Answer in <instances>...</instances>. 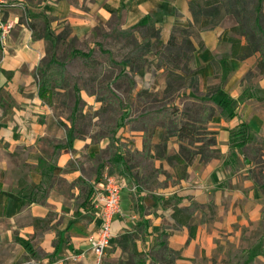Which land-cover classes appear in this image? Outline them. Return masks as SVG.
Here are the masks:
<instances>
[{
  "label": "crops",
  "instance_id": "1",
  "mask_svg": "<svg viewBox=\"0 0 264 264\" xmlns=\"http://www.w3.org/2000/svg\"><path fill=\"white\" fill-rule=\"evenodd\" d=\"M2 1L19 25L7 40L0 39V264H94L90 236L102 221L93 192L110 167L130 186L112 222L105 264H163L162 242L179 254L173 264H237L240 257L241 264H264V191L246 148L233 144L242 123L251 127L252 140L264 144V75L257 67L260 53L232 56L237 18L224 9L214 13L216 0ZM192 2L202 8L211 3L198 25ZM46 15L69 24L80 37L114 18L124 29L149 18L165 41L175 26L196 25L200 94L220 83L223 92L216 98L228 96L234 111L228 116L217 110L209 119L218 156L203 162L198 154L187 166L171 162L169 156L187 142L171 136L157 147L166 131L160 125L148 153L145 129L128 124L113 147L110 138L68 137L39 95L37 76L48 41L31 22ZM251 70L256 75L247 78Z\"/></svg>",
  "mask_w": 264,
  "mask_h": 264
},
{
  "label": "trees",
  "instance_id": "2",
  "mask_svg": "<svg viewBox=\"0 0 264 264\" xmlns=\"http://www.w3.org/2000/svg\"><path fill=\"white\" fill-rule=\"evenodd\" d=\"M209 4L211 3L207 2L206 7L202 8L194 2L191 3L197 25L200 23V16L209 11L207 8ZM212 5L214 13H220L221 9H224L226 13L234 15L238 20V25L232 31L240 37H230L233 58L245 59L254 53H260L261 57L257 67L259 73L264 75V0H216L212 2ZM195 26L194 24L190 28L175 26L172 29V35L165 41L156 23L145 18L133 28L132 36L136 37V46L132 56L123 58L121 61L111 59V62L120 68L118 79L127 78L133 88L137 85L135 76L137 74L146 75L151 65L156 63V71L160 69L166 71L167 83L163 91L153 92L147 87L137 90V104L144 110L135 113L136 117L133 121L142 122V125L137 127L145 129L147 153L151 146V135L159 125L166 131L164 141L157 147H164L171 136H178L180 140L187 142V145L184 143L181 145L179 153L169 156L171 162L176 160L178 164L183 163L185 166L190 165L198 154L201 155L203 162H208L218 156L219 149L214 147L217 140L210 134L211 132L207 131L209 119L216 114L217 110L221 115H234L228 96L216 98L223 92L220 83L211 84L206 95L200 94V77L195 74L197 68L194 62L195 52L198 49L192 40L196 34ZM140 28L143 31L142 40L139 35H136V31ZM48 31L45 37L51 40ZM241 37L246 38V44H242ZM159 44H161L160 47H158ZM51 48L53 47L47 46V56L39 68V95L47 103L55 100L58 94L57 88L64 87L67 76L66 63L58 60ZM204 49L202 43L200 51ZM79 54L85 59L91 57L90 53L84 51H79ZM247 75V78H251L256 74L251 70ZM219 77L215 75V78ZM161 95L164 99H160ZM129 115V112L125 110L121 121L129 118ZM67 130L68 137H72L68 127ZM251 132V127L247 123H242L234 132L235 146L246 148V157L249 162L264 164V144L252 140ZM197 141L202 144L195 146ZM115 145L116 137L113 136L110 147ZM123 169L121 167L123 174L129 173ZM184 175L185 173H182L181 177ZM253 176L264 191V173L260 172L261 178L256 172ZM159 248H162L164 253L163 264H173L179 256L178 253L169 250L163 242L160 243ZM27 259L28 255H25L22 261ZM151 264H158V262L153 261Z\"/></svg>",
  "mask_w": 264,
  "mask_h": 264
},
{
  "label": "rangeland",
  "instance_id": "3",
  "mask_svg": "<svg viewBox=\"0 0 264 264\" xmlns=\"http://www.w3.org/2000/svg\"><path fill=\"white\" fill-rule=\"evenodd\" d=\"M31 23L43 34L49 30L51 40H47V46L53 47L51 51L67 66L64 87H58L55 100L47 103L65 132H68V127L71 136L75 138L87 136L94 141L102 138L112 139L114 136L119 139L118 134L123 126L142 125L140 121H133L134 114L144 110L137 104V90L149 86L153 92L163 91L167 77L165 70L156 71L155 63L148 68L146 75L135 76V88L127 78L118 79L120 68L113 64L111 59L121 61L132 56L136 46V37L132 36L133 29L122 28L121 21L114 18L97 26L91 35L80 37L73 35L69 24L61 23L49 15ZM141 29L136 31L140 40L143 33ZM160 46L161 44L158 45ZM79 51L90 53L91 57L85 59ZM37 81L40 84V73ZM160 99H164V96L161 95ZM125 110L129 112L130 117L121 121ZM235 140L233 139V144ZM119 144L123 146L124 142L119 140ZM253 168L258 176L260 172L264 173L262 163H254ZM260 232H264V228L261 227ZM241 260L240 257L236 263L241 264ZM243 263L249 264V260Z\"/></svg>",
  "mask_w": 264,
  "mask_h": 264
},
{
  "label": "built area",
  "instance_id": "4",
  "mask_svg": "<svg viewBox=\"0 0 264 264\" xmlns=\"http://www.w3.org/2000/svg\"><path fill=\"white\" fill-rule=\"evenodd\" d=\"M8 8V2L0 0V39L3 41L7 40L19 25L16 19L6 15ZM128 186H130L129 179L107 169L94 188L93 204L99 209L102 221L96 233L90 236L91 248L96 256L94 264H105L106 251L112 244L114 235L112 222L115 215L122 210V193ZM131 190L136 191L137 186H131Z\"/></svg>",
  "mask_w": 264,
  "mask_h": 264
}]
</instances>
